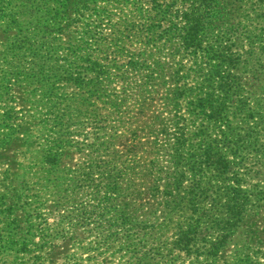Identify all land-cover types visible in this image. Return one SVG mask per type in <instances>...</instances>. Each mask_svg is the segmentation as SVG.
Instances as JSON below:
<instances>
[{
    "label": "rangeland",
    "instance_id": "rangeland-1",
    "mask_svg": "<svg viewBox=\"0 0 264 264\" xmlns=\"http://www.w3.org/2000/svg\"><path fill=\"white\" fill-rule=\"evenodd\" d=\"M76 1L0 0V264H264V0L217 2L212 27L235 53L221 69L233 87L209 132L222 145L227 171L208 182L214 226L203 235L212 238V251L204 250L198 237L187 253L177 248L175 223L187 207L183 198L191 197L186 187L193 175L158 170L171 166L158 129L131 137L138 141L133 162L122 156L124 146L116 148L120 154L113 147L114 134L129 142L136 129L131 121L138 108L130 102L136 97L130 93L124 106L108 107L110 99L118 104L124 99L125 85L113 77L98 79L97 92V65L115 57L108 42L112 31L97 28L91 14L71 22ZM60 2L69 4L62 9ZM99 5L110 12L111 22L129 9L126 0ZM58 14L67 18L64 30L53 24ZM170 53L162 56L167 54L173 74L176 59ZM115 63L126 69L124 60ZM124 76L136 80L131 73ZM36 85L49 89L47 98ZM166 88H160L159 99ZM48 109L49 120L60 115L61 124L44 128L45 143L36 115ZM26 131L36 137L32 146L25 142ZM52 140L62 146L56 149L58 161L42 168L38 150ZM144 174H150L151 184L133 186L142 190L138 204L129 198L134 192L126 181L137 184ZM175 182L178 196L168 187ZM163 184L167 188L155 189ZM229 188L248 198L236 220L226 207L235 194Z\"/></svg>",
    "mask_w": 264,
    "mask_h": 264
},
{
    "label": "trees",
    "instance_id": "trees-1",
    "mask_svg": "<svg viewBox=\"0 0 264 264\" xmlns=\"http://www.w3.org/2000/svg\"><path fill=\"white\" fill-rule=\"evenodd\" d=\"M110 1L78 0L72 4L73 11L69 15H72L70 21L75 23L84 14H91L97 21V28L108 26L112 31L108 42L114 48L111 53L115 57L108 65H97L94 86L99 92L101 83L98 79L113 77L125 87L122 91L124 99L121 103L118 104L110 99L107 103L108 107L119 109L124 106L130 93L136 97L130 100L138 108L134 111L136 116L134 122L131 121L136 125V129L128 134L129 142L125 137L119 135L115 137L114 134L113 147L116 149L119 145L124 146L126 154L122 156L126 157L125 161L128 163L133 162L130 155H133L135 149L133 145L138 141L131 140V137L134 136L133 139H136L137 132L150 134L158 129L159 136L162 138L158 141L163 140L167 144V149L163 151L165 154L167 151L166 157L171 164L165 170L171 171L161 168L158 170L167 172V175L175 171H185L193 175L190 187H186V189L190 188L191 197L183 198L187 199L185 208L187 212L185 209L182 211L181 208L180 211L184 213L179 214L180 220L175 223L176 228L179 227L175 239L177 248L187 253L193 248L192 245L196 239L201 237L204 250L211 252L209 244L212 238L209 240L208 235H203V233L208 234L209 224L211 227L214 226L208 218L209 210L212 208L210 204L213 202L211 194L208 193L210 191L208 182L214 175L224 174L227 166L221 154L222 150L218 149L220 142L209 132V127L211 128L212 121L221 114L224 100L233 87L232 83L230 85L229 80L225 79L221 69H223V63L230 61L229 59L235 54L228 40L223 41L213 32L212 25L217 19L219 0H126L129 4L127 9H129H126L127 11L122 13L115 22H111L110 12L99 5L100 3L109 4ZM59 4L58 7L63 9L65 4L69 3L60 2ZM2 17L5 18L6 15L3 14ZM2 22V26L8 23ZM66 22L67 18L60 15L58 21L55 18L53 20V24H57L59 30H64ZM102 40L107 42V39ZM167 49L173 55V60L176 59L174 62L176 69L173 74L168 71L165 62L167 54L162 56ZM188 58L190 63L183 65L182 60L189 62ZM116 59L124 60L126 69L121 68L119 63H115ZM130 73L136 77V80L130 81L124 76ZM167 85L169 89L166 88L165 95L159 99L160 88H165ZM34 90H42L40 96L47 98L49 89L45 88V85L42 87L36 85ZM112 97L114 98L115 95ZM159 100H161L160 103H158ZM158 108L164 111L160 112ZM150 109H152L151 112H149ZM49 111L50 109L43 115H36V122L42 131L40 135L43 136L42 141L45 143L48 142L49 130L44 128L49 127L50 123L52 128L61 124L60 115H56L57 121L52 118L49 120ZM59 111L63 112V108ZM148 112L152 114L149 116ZM27 133H24L25 142L32 146L36 137ZM56 149H62L61 143L52 140V145L48 148L38 150L41 152L42 168L46 164H56L60 155ZM116 150L120 154L119 150ZM32 154L35 155V152ZM173 180L179 182L178 178ZM126 182L127 190L134 192L128 195L129 198L138 204L141 203L142 190L138 191L136 188L134 190L133 186L144 188V185L151 184L150 174L142 175L137 184L131 182L130 185L128 181ZM117 185L115 181L112 187L116 189ZM161 187L165 189L167 185H158L155 189ZM168 187L174 188L176 196L180 195L177 191L180 188L178 183ZM229 189L230 193L231 191L235 193L234 189ZM225 190L227 191L226 188ZM237 191L238 193L233 195L232 203L230 201L226 203V207L232 210L231 220L239 218L244 213V204L248 200L241 190L237 189ZM149 195L155 197L152 193ZM221 221L223 219L220 218Z\"/></svg>",
    "mask_w": 264,
    "mask_h": 264
}]
</instances>
